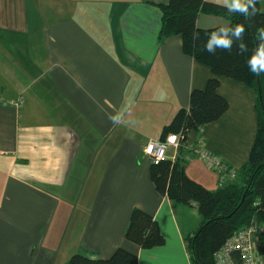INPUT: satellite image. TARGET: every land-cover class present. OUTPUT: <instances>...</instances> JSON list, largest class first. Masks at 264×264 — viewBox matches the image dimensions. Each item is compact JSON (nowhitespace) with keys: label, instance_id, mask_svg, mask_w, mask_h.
<instances>
[{"label":"crops","instance_id":"0c3cea01","mask_svg":"<svg viewBox=\"0 0 264 264\" xmlns=\"http://www.w3.org/2000/svg\"><path fill=\"white\" fill-rule=\"evenodd\" d=\"M169 1L0 0V264L108 259L118 248L139 264H192L198 207L157 191L143 148L215 75L184 52L181 35L160 41ZM230 23L197 19L200 29ZM219 79L229 108L199 139L238 175L256 140L258 95ZM186 173L220 187L219 173L194 153ZM134 209L154 217L163 245L127 240Z\"/></svg>","mask_w":264,"mask_h":264},{"label":"trees","instance_id":"16d2710c","mask_svg":"<svg viewBox=\"0 0 264 264\" xmlns=\"http://www.w3.org/2000/svg\"><path fill=\"white\" fill-rule=\"evenodd\" d=\"M161 9L160 41L181 35L184 52L209 66L215 77L209 79L204 89L192 91L189 108L180 109L164 127L161 139L165 140L172 133L182 134L183 139L174 160L152 162L151 179L161 194L180 203L197 205L202 221L187 239L189 257L192 264H216V254L236 234L253 222L264 225V73L254 75L246 64L258 44L264 42L260 37L264 32V12L258 0L256 14L252 16L230 13L223 5L206 0H170ZM200 14L221 16L231 22L230 26L242 24L245 27L243 42L248 51L239 54L235 43L230 53L217 49L213 55L205 51L209 34L218 27L198 28ZM219 77L246 83L257 92L258 131L249 160L237 179L210 190L188 176L186 155L194 152L201 129L219 120L229 108L228 101L219 93ZM126 238L143 249H152L165 242L158 222L141 209L133 210ZM233 254L236 264H243L240 252ZM69 263L139 264V260L135 253L118 248L108 259L75 254Z\"/></svg>","mask_w":264,"mask_h":264},{"label":"built area","instance_id":"2783aa9c","mask_svg":"<svg viewBox=\"0 0 264 264\" xmlns=\"http://www.w3.org/2000/svg\"><path fill=\"white\" fill-rule=\"evenodd\" d=\"M21 99L16 102L20 104ZM183 139L182 134H169L165 140L159 136L157 139H151L143 148V153L152 161L172 159L177 156L178 150ZM169 148L175 149V154H168ZM193 153L203 161L206 166L220 175V186L237 176L234 169L230 168L221 158L212 154L204 148V140L199 139L194 152L186 155V160L191 159ZM264 236V225L253 222L250 226L244 228L216 254V264H236L234 252L238 251L243 259V264H264V253L261 238Z\"/></svg>","mask_w":264,"mask_h":264},{"label":"clouds","instance_id":"9594fccd","mask_svg":"<svg viewBox=\"0 0 264 264\" xmlns=\"http://www.w3.org/2000/svg\"><path fill=\"white\" fill-rule=\"evenodd\" d=\"M222 5L230 13H240L245 16L255 15L257 11L256 0H222ZM244 34L245 27L242 24H236L235 26L222 25L209 34L204 50L213 55L217 49L230 53L235 43L239 54H244L248 51L247 45L243 42ZM260 37L261 40H264V32L260 33ZM246 64L254 75L258 76L264 73V42L258 44L246 60ZM110 119L115 123L121 121L119 114L111 116Z\"/></svg>","mask_w":264,"mask_h":264},{"label":"rangeland","instance_id":"374dc122","mask_svg":"<svg viewBox=\"0 0 264 264\" xmlns=\"http://www.w3.org/2000/svg\"><path fill=\"white\" fill-rule=\"evenodd\" d=\"M264 237V236H263ZM262 242V248L264 249V238H261V241H260V243Z\"/></svg>","mask_w":264,"mask_h":264}]
</instances>
